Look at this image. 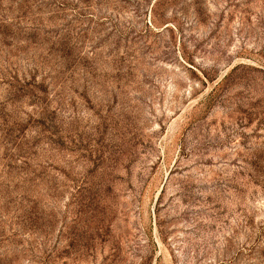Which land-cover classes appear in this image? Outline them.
Returning a JSON list of instances; mask_svg holds the SVG:
<instances>
[{
    "label": "rangeland",
    "instance_id": "obj_1",
    "mask_svg": "<svg viewBox=\"0 0 264 264\" xmlns=\"http://www.w3.org/2000/svg\"><path fill=\"white\" fill-rule=\"evenodd\" d=\"M0 264H264V0H0Z\"/></svg>",
    "mask_w": 264,
    "mask_h": 264
}]
</instances>
